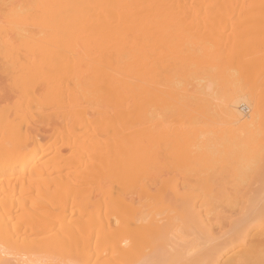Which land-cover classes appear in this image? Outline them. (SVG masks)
Returning <instances> with one entry per match:
<instances>
[{
  "label": "bare ground",
  "instance_id": "bare-ground-1",
  "mask_svg": "<svg viewBox=\"0 0 264 264\" xmlns=\"http://www.w3.org/2000/svg\"><path fill=\"white\" fill-rule=\"evenodd\" d=\"M152 263L264 264V0H0V264Z\"/></svg>",
  "mask_w": 264,
  "mask_h": 264
},
{
  "label": "snow or ice",
  "instance_id": "snow-or-ice-1",
  "mask_svg": "<svg viewBox=\"0 0 264 264\" xmlns=\"http://www.w3.org/2000/svg\"><path fill=\"white\" fill-rule=\"evenodd\" d=\"M14 7L13 5H7L6 8H12Z\"/></svg>",
  "mask_w": 264,
  "mask_h": 264
},
{
  "label": "rangeland",
  "instance_id": "rangeland-1",
  "mask_svg": "<svg viewBox=\"0 0 264 264\" xmlns=\"http://www.w3.org/2000/svg\"><path fill=\"white\" fill-rule=\"evenodd\" d=\"M153 264V263H152ZM155 264V263H154Z\"/></svg>",
  "mask_w": 264,
  "mask_h": 264
}]
</instances>
